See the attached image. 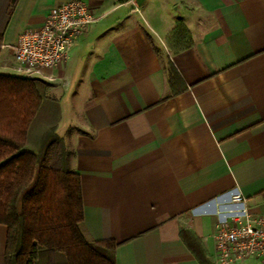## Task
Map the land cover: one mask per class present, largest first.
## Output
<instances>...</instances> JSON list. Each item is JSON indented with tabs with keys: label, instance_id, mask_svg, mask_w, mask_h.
Here are the masks:
<instances>
[{
	"label": "crops",
	"instance_id": "crops-1",
	"mask_svg": "<svg viewBox=\"0 0 264 264\" xmlns=\"http://www.w3.org/2000/svg\"><path fill=\"white\" fill-rule=\"evenodd\" d=\"M66 1L0 0V72L59 101L88 236L114 264H217L206 201L236 189L264 215V0H82L67 58L19 68L18 34Z\"/></svg>",
	"mask_w": 264,
	"mask_h": 264
},
{
	"label": "trees",
	"instance_id": "trees-1",
	"mask_svg": "<svg viewBox=\"0 0 264 264\" xmlns=\"http://www.w3.org/2000/svg\"><path fill=\"white\" fill-rule=\"evenodd\" d=\"M48 82L0 72V224L5 264H114L116 242L88 236L80 178L57 133Z\"/></svg>",
	"mask_w": 264,
	"mask_h": 264
},
{
	"label": "built area",
	"instance_id": "built-area-1",
	"mask_svg": "<svg viewBox=\"0 0 264 264\" xmlns=\"http://www.w3.org/2000/svg\"><path fill=\"white\" fill-rule=\"evenodd\" d=\"M132 1V0H130ZM96 19L82 0H69L53 7L39 27L16 38L13 57L19 68H52L67 58L73 41ZM214 217L217 264L256 257L264 261V215L251 212L247 198L236 189L216 195L204 204Z\"/></svg>",
	"mask_w": 264,
	"mask_h": 264
}]
</instances>
